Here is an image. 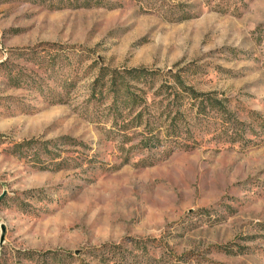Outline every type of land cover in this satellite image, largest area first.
I'll list each match as a JSON object with an SVG mask.
<instances>
[{
  "label": "rangeland",
  "instance_id": "374dc122",
  "mask_svg": "<svg viewBox=\"0 0 264 264\" xmlns=\"http://www.w3.org/2000/svg\"><path fill=\"white\" fill-rule=\"evenodd\" d=\"M115 76L148 103H172L179 76L245 132L214 112L186 118L193 141H164L169 121L143 102L114 113ZM258 119L264 0H0V264H100L92 250L136 240L155 264H264ZM24 141L49 155L15 153Z\"/></svg>",
  "mask_w": 264,
  "mask_h": 264
},
{
  "label": "trees",
  "instance_id": "16d2710c",
  "mask_svg": "<svg viewBox=\"0 0 264 264\" xmlns=\"http://www.w3.org/2000/svg\"><path fill=\"white\" fill-rule=\"evenodd\" d=\"M85 5H89V3L85 2ZM127 73L130 75L132 80L140 81L142 79L146 81L145 84L148 83L147 79L151 81L155 80L153 73L145 70L135 69ZM174 81L177 88L180 90L171 91L170 87L162 88L167 91V96L173 98L172 103H169L170 98H164V96L159 100H152L148 103V96L146 92L143 93L145 100H141V98H138L136 95L131 93L128 84L124 82L122 78L119 80L117 76H115L107 86L105 90V97L111 96V108L116 115H121V113L136 109L137 106H139L137 103L143 102V108H151L154 112L158 113L160 118L158 119L155 114V119L157 118L159 122H161L165 116V120L169 121V123L167 124L168 134H166L165 138H163L164 141L173 140L174 138H183L187 141H193L192 132L189 130V124L187 123L186 118L191 117L193 120H197L199 126H207L210 121V115L214 112L218 113L222 117L221 119H224L226 123L229 124L233 134H240L241 136L245 132V124L243 122H239L235 118H223V115H229L230 117V114L225 109V106L222 105L221 101L211 98L209 94H199L192 89L186 88L179 76L174 77ZM152 86L153 82L148 88L149 91L152 89ZM160 92H158V94L156 92L153 95L158 96ZM194 111H196V114ZM142 116L143 113L139 112L135 116L136 118L134 120L138 121V119H141ZM258 121L260 122L259 126L264 128V119H258ZM137 124L140 125V122H137ZM161 137L162 133L158 132L157 135L147 139V142L152 143L157 147L163 141ZM61 141H67L68 143V141L71 140L69 138H64ZM34 145L42 146L43 148L41 149L44 153H46L45 155H49L50 152L47 150V145H40L38 141H24L18 143L12 148V150L15 153H20V155H22L24 151L32 149ZM145 147H149V145L145 144ZM154 243L155 242L153 240L132 241L130 243L131 250L118 245H104L100 248L92 250L91 255H93L100 264H155L156 258L149 253L151 246H155ZM33 255L34 252H28L25 256L30 259ZM42 255L50 256L51 258L59 257L58 252H49ZM71 256L72 255L69 253H66V258Z\"/></svg>",
  "mask_w": 264,
  "mask_h": 264
}]
</instances>
